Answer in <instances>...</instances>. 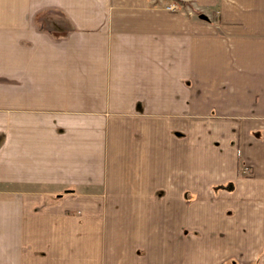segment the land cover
<instances>
[{
  "label": "crops",
  "instance_id": "0c3cea01",
  "mask_svg": "<svg viewBox=\"0 0 264 264\" xmlns=\"http://www.w3.org/2000/svg\"><path fill=\"white\" fill-rule=\"evenodd\" d=\"M169 1L0 0V264H264V0Z\"/></svg>",
  "mask_w": 264,
  "mask_h": 264
},
{
  "label": "rangeland",
  "instance_id": "374dc122",
  "mask_svg": "<svg viewBox=\"0 0 264 264\" xmlns=\"http://www.w3.org/2000/svg\"><path fill=\"white\" fill-rule=\"evenodd\" d=\"M155 3H157V1L155 2ZM172 3H176L177 4V10H179L180 9V7H181V2L179 1V0H171V1H169V2H167L166 4H165V7L167 8V6H169L170 4H172ZM168 9V8H167ZM191 9H189V11H190Z\"/></svg>",
  "mask_w": 264,
  "mask_h": 264
},
{
  "label": "built area",
  "instance_id": "2783aa9c",
  "mask_svg": "<svg viewBox=\"0 0 264 264\" xmlns=\"http://www.w3.org/2000/svg\"><path fill=\"white\" fill-rule=\"evenodd\" d=\"M167 8L169 10L175 11V10H177V4L176 3H172L169 6H167Z\"/></svg>",
  "mask_w": 264,
  "mask_h": 264
},
{
  "label": "water",
  "instance_id": "95a60500",
  "mask_svg": "<svg viewBox=\"0 0 264 264\" xmlns=\"http://www.w3.org/2000/svg\"><path fill=\"white\" fill-rule=\"evenodd\" d=\"M202 16H203V17H205V15H204V14H203Z\"/></svg>",
  "mask_w": 264,
  "mask_h": 264
}]
</instances>
